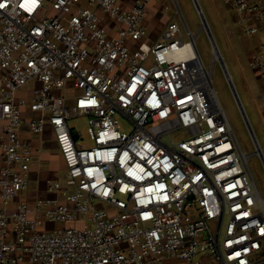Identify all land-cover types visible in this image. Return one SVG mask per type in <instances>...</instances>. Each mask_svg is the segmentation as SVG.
I'll return each mask as SVG.
<instances>
[{
    "label": "built area",
    "instance_id": "2783aa9c",
    "mask_svg": "<svg viewBox=\"0 0 264 264\" xmlns=\"http://www.w3.org/2000/svg\"><path fill=\"white\" fill-rule=\"evenodd\" d=\"M159 1L0 0V264H264V199L213 86L224 60L212 42L208 69L186 22L189 40L169 21L144 46ZM228 2L258 34L264 0ZM249 68L264 79V46ZM48 142L65 176L31 200Z\"/></svg>",
    "mask_w": 264,
    "mask_h": 264
},
{
    "label": "rangeland",
    "instance_id": "374dc122",
    "mask_svg": "<svg viewBox=\"0 0 264 264\" xmlns=\"http://www.w3.org/2000/svg\"><path fill=\"white\" fill-rule=\"evenodd\" d=\"M196 1L202 11L201 15L195 0H160L156 3L149 12L148 21H150V29L147 34L148 43L144 46L149 47L152 45L163 30L165 24L169 21L178 22L185 39L189 40L188 33L184 27V22H186L190 33L196 36V46L205 66L210 69L213 65V44L209 33L203 29L202 18H205L209 23L211 28L210 32L225 61L246 116H244L237 102L220 62H215L213 65V86L234 128L243 152L249 155V170L254 176L264 199V161L259 155L255 154L258 143L264 153V86L257 84L260 87L258 86L257 89L251 92L252 88L249 80L253 72L248 67L247 61L240 57L241 42L248 43L252 38L243 35L240 36V33H238L239 40L236 36H231L228 33V27L224 24L223 19V6L219 2L215 4L213 0ZM255 77L253 78L256 82L264 80L259 79L257 75ZM30 87H32V84L28 85L27 88ZM71 106L72 104H69V107ZM118 119L123 130H131L132 126L126 118L118 116ZM69 125L75 129L76 133H82L81 138L83 139V144L86 146L91 145V140L87 132L88 125L86 118H73L69 121ZM182 136V132L176 133L171 136V139L179 140ZM50 138V135L46 136L47 140H50ZM46 147L47 149L43 155L41 165H39V170L34 173L32 178L30 188L31 200L45 195L47 179L58 178L62 180L65 176L54 144L48 142ZM81 223L70 224L66 227L81 228Z\"/></svg>",
    "mask_w": 264,
    "mask_h": 264
},
{
    "label": "crops",
    "instance_id": "0c3cea01",
    "mask_svg": "<svg viewBox=\"0 0 264 264\" xmlns=\"http://www.w3.org/2000/svg\"><path fill=\"white\" fill-rule=\"evenodd\" d=\"M213 2L215 4H217L219 2L223 6L222 7L223 8L222 9L223 10V12H222L223 13V19H224V24L228 27V33L231 36H236L239 40H240V38L238 36V33H240V36L241 35L245 36L241 30V27H239L237 25V19H238L237 14H236L234 8L231 6V4L228 2V0H213ZM207 24L209 26V29L211 30L208 22H207ZM148 25H150V21H149ZM259 26H260V31L258 34L254 35V36H245V37H251L252 38V40L250 42L244 43L242 41L240 44V57L247 61L248 67H249V59H250V56L252 55V53L257 49V47L264 46V21L262 23H260ZM149 29H150V26H149ZM224 63H225V61H224ZM225 66H226V64H225ZM226 68H227V66H226ZM227 71H228V69H227ZM253 77H255L254 73H252V75L250 76V80H249L250 84H251V88H252L251 92L258 88L259 85H257V84H260V86H262V85L264 86V80L263 81L259 80V82H256ZM259 79H261V78H259Z\"/></svg>",
    "mask_w": 264,
    "mask_h": 264
},
{
    "label": "water",
    "instance_id": "95a60500",
    "mask_svg": "<svg viewBox=\"0 0 264 264\" xmlns=\"http://www.w3.org/2000/svg\"><path fill=\"white\" fill-rule=\"evenodd\" d=\"M195 3H196V5H197V7H198V10H199L200 7L198 6V3H197L196 0H195ZM183 20H184V19H183ZM203 22L206 23L205 18L203 19ZM206 25H207V23H206ZM207 32L209 33V36H210L211 41H212V42H215V41H214V38H213V36H212V34H211V32H210V29L208 28V25H207ZM224 71H225V73H226V76H227L228 82H229V84H230V86H231V89H232V91H233V93H234V95H235V97H236V99H237V102L239 103V106H240V108H241V110H242L244 116H246L245 111H244V108H243V106H242V104H241L240 98H239V96H238V93L236 92L235 86H234V84H233V81H232V79H231V77H230V75H229V73H228L226 67H224ZM246 119H247V117H246ZM249 127H250V130H251V132H252V129H251L250 124H249Z\"/></svg>",
    "mask_w": 264,
    "mask_h": 264
},
{
    "label": "bare ground",
    "instance_id": "6f19581e",
    "mask_svg": "<svg viewBox=\"0 0 264 264\" xmlns=\"http://www.w3.org/2000/svg\"><path fill=\"white\" fill-rule=\"evenodd\" d=\"M199 12H200V14L202 13L201 9H199ZM205 25H206V24H205ZM218 55H219V58H221L219 53H218ZM258 145H259V150H261V153H260V154H261V156L263 157V154H264V153H263V151H262L261 146H260L259 143H258ZM259 152H260V151H259Z\"/></svg>",
    "mask_w": 264,
    "mask_h": 264
}]
</instances>
